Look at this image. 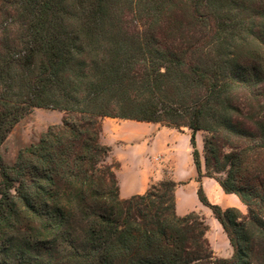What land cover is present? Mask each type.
<instances>
[{"label":"trees","instance_id":"1","mask_svg":"<svg viewBox=\"0 0 264 264\" xmlns=\"http://www.w3.org/2000/svg\"><path fill=\"white\" fill-rule=\"evenodd\" d=\"M255 8L264 0H11L0 7V146L34 106L187 127L198 179L264 209V51L243 53L238 34ZM259 27L249 34L264 45ZM102 151L95 129L66 119L13 164L0 153V264H251L248 233L202 186L230 257L213 256L194 214H176L174 180L120 199L96 168Z\"/></svg>","mask_w":264,"mask_h":264},{"label":"rangeland","instance_id":"2","mask_svg":"<svg viewBox=\"0 0 264 264\" xmlns=\"http://www.w3.org/2000/svg\"><path fill=\"white\" fill-rule=\"evenodd\" d=\"M10 1L11 0H4L3 3V0H0V7H9ZM243 11L244 13L238 16L240 20L244 19L245 22L244 26L242 27V29H240L238 33L239 36H241L245 41L240 46L241 51L243 53L249 52L250 50H254V49H259L264 51V45L258 43L255 40V38L251 34H249L250 30L251 32L260 30L259 25L263 24L264 22V8H255V9H248L246 11L245 10ZM176 12L178 16L184 15L182 10H178V11L176 10ZM123 13L125 18L139 17L138 11L137 12L135 11L134 13V10L131 8L123 9ZM201 23L202 22H199V24ZM106 117L117 118V120L126 119L115 116H99L94 114L66 111L58 108L34 106L30 110V112L25 114L12 128V130L10 131V133L7 135L6 139L3 141L2 145L0 146V153L7 163L13 164L17 158L19 150L30 145L31 143L38 141L41 134L45 132L50 125L63 124V122L66 119L73 121H83L84 123H86L87 125H89L90 127H92L97 131L98 140L103 147V151L100 153V156L96 164V168L99 171L105 173L109 186H111L112 188H117L118 186H117L116 175L113 169L111 168V165L106 162V157L111 151V146L103 144L100 141V133L103 129V122ZM130 120H135V119H130ZM136 121H141V120H136ZM142 122H149V121H142ZM151 123H157V122H151ZM157 124H161V123H157ZM104 128H105L104 129L105 137L110 138V136H112V132L109 126H104ZM183 128H187V127H183ZM147 130L139 129L137 130V133H145V131L147 132ZM200 134L202 135V139H203L205 132L203 130H200ZM123 148L126 150L129 148L135 150V151H131L132 153L129 154L132 156V158L133 157L136 158L137 156L141 155V151L136 150V148H138V145L132 147L129 146V144H127L126 146H123ZM123 153L124 154L126 153V155L128 154L126 151H124ZM201 155L203 160V151ZM154 161L162 162V165L160 166L161 177L158 180H153L150 186L151 185L160 186L161 183H165L170 179L174 180L172 167L161 159V155H157ZM117 163L118 162L114 163L113 165H117ZM189 169H190L189 164L186 163V160L184 158L182 164V170L189 171ZM202 170L203 172L205 171L204 164L202 166ZM179 183H183V182H177V185ZM58 185L61 188L67 187L66 184L61 179H58ZM177 185L175 186V188L177 187ZM183 188L184 187L180 185V192H179L180 202L184 208H190L191 206L195 205L196 199L193 197V193L191 191L190 186H188L186 189ZM174 197L176 203L175 193H174ZM213 204H218V203H213ZM220 206L224 211V218L226 223L229 224V226L234 230L236 235L239 236L242 229H244L248 233L252 245L251 264H264V209L258 207L249 208L244 203L241 208L224 207L223 205ZM176 214L179 217L185 216L186 214H194L205 225L206 227L205 235L210 243V246L213 250V256L215 258H227L232 255L233 248L229 242L228 236L224 231L223 226L215 217L212 209L209 206L204 205L202 203L201 208L193 209L184 214L178 213L176 209ZM85 226H86L85 218L83 217L82 214H80L79 218L74 224V227L78 233H81L84 230ZM203 264H214V263L207 262Z\"/></svg>","mask_w":264,"mask_h":264},{"label":"crops","instance_id":"3","mask_svg":"<svg viewBox=\"0 0 264 264\" xmlns=\"http://www.w3.org/2000/svg\"><path fill=\"white\" fill-rule=\"evenodd\" d=\"M104 126H109L112 132L110 138L105 137ZM139 129L148 130L145 133H137ZM100 141L111 146L106 162L111 165L116 175L118 194L121 199L145 193L151 182L161 177L162 162L154 161L157 155H161V159L172 167L174 180L183 182L179 183L174 190L178 213L184 214L201 208L202 202L197 196L200 186L203 187L208 199L213 203L237 208H241L243 205L236 194L226 193L214 178L202 176L200 180L198 179L193 161L191 130L189 128L178 129L157 123L106 117L100 133ZM127 144L132 147L138 145L136 150H140L141 155L132 158L129 154L135 150L124 149L123 146ZM196 145L202 153L203 139L200 131L196 133ZM124 151L128 154H124ZM184 158L189 164V171L182 170ZM116 162H118L117 165H113ZM180 185L184 187L183 189L190 186L193 197L196 199L195 205L190 208H184L180 202Z\"/></svg>","mask_w":264,"mask_h":264}]
</instances>
